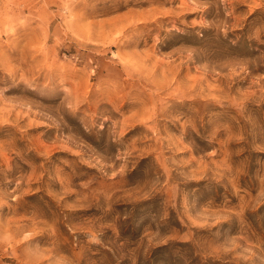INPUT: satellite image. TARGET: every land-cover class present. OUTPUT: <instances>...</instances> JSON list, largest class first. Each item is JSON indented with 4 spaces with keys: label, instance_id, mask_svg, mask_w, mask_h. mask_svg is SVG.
Masks as SVG:
<instances>
[{
    "label": "rangeland",
    "instance_id": "rangeland-1",
    "mask_svg": "<svg viewBox=\"0 0 264 264\" xmlns=\"http://www.w3.org/2000/svg\"><path fill=\"white\" fill-rule=\"evenodd\" d=\"M0 264H264V0H0Z\"/></svg>",
    "mask_w": 264,
    "mask_h": 264
}]
</instances>
